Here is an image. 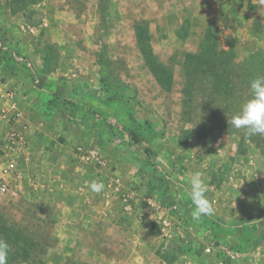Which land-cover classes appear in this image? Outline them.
Returning a JSON list of instances; mask_svg holds the SVG:
<instances>
[{"label":"rangeland","instance_id":"obj_1","mask_svg":"<svg viewBox=\"0 0 264 264\" xmlns=\"http://www.w3.org/2000/svg\"><path fill=\"white\" fill-rule=\"evenodd\" d=\"M16 1L19 9L31 5L18 14L42 46V70L55 72L66 90L54 99L74 106L95 125L93 131L111 134L123 150L101 151L106 167L81 169L83 161L75 155L67 160L59 147L53 159L47 148L30 154L27 143L18 173L4 176L3 146L11 128L5 131L0 181L8 189L0 191V239L10 245L8 264H109L117 251L132 252L133 241L118 238L126 237L121 219L128 215L107 175L119 177L123 189L181 207L184 197L191 201L186 189L196 171L209 186L217 230L229 244L241 245L238 260L264 264V136L228 124L250 97L249 82L264 75V0ZM137 25L146 29L148 51L139 44ZM146 52L172 73L170 89L158 81ZM189 54L200 58L190 62ZM218 62L213 69L206 66ZM218 75L225 81L218 82ZM71 148L75 153L76 145ZM140 174L144 193L132 183ZM93 180L105 187L96 194L101 207L87 218L79 188ZM188 210L186 223L194 222L204 237L207 216L193 220L192 201ZM161 238L168 250L147 256L150 264H176L178 257L190 256L192 246L200 247Z\"/></svg>","mask_w":264,"mask_h":264},{"label":"crops","instance_id":"obj_2","mask_svg":"<svg viewBox=\"0 0 264 264\" xmlns=\"http://www.w3.org/2000/svg\"><path fill=\"white\" fill-rule=\"evenodd\" d=\"M30 9L31 5L25 9H19L16 0H0V137L10 128L22 127V121L25 119L24 123H29L26 137L30 154L36 155L37 152L45 151L47 148L53 152L52 158L57 159L58 155L55 154L54 148L59 147L61 152L66 154L64 158L68 160V158L76 156V153H71V147L83 145V143L95 145L100 152H106L108 155L117 151L121 152L123 149H118L111 134L99 135L98 131L92 130L95 127V125L92 126V122L89 124L85 118H81L77 109L72 110L74 106L66 107L58 102L60 100L58 98L63 96L66 90L60 87L61 84L58 83L55 72L42 70L41 52L39 51V47L41 49L42 46L37 44L34 38L35 32L30 31V26H23L22 21L24 20L18 14L20 11L22 13V10L28 13ZM55 97L58 98L54 99ZM3 111L7 112L8 117L3 116ZM15 114L19 115L17 123L9 119ZM131 148H133V144ZM67 153H69V157ZM50 167V171H53L50 174L53 175L57 165L53 166L52 164ZM120 169L124 170L123 167ZM84 174H88V170ZM132 181L133 185L138 186L140 192L144 193L146 185L141 174L139 177H133ZM132 183L130 184L132 185ZM84 184L87 186L88 182L86 181ZM67 188L70 189L69 186ZM79 189L86 195L82 205L84 214L93 213L101 207L99 204L96 205L97 193L92 192L89 187L81 186ZM184 198L181 203V211L185 216H188V205L191 204V201ZM170 200L168 199L167 202ZM113 207L112 210L116 208ZM86 216L90 218L88 214ZM123 216L125 217L121 219V224L126 230L124 233L126 237L119 235L118 238L128 240L127 237H129L133 241L132 252L130 247L129 250L125 251L124 249L125 252L117 251L109 264H150L146 260L147 256L150 258L168 250L167 242L157 234L153 227L155 223L149 218L145 217L140 220L133 215L123 214ZM217 217L216 212L213 216H207V226L203 228L205 230L204 237L199 236V229L194 222V225L189 223L191 233L187 234V239L197 242L200 247L192 246L189 250L190 256L185 260L181 256L178 257L176 264H215L216 256L204 253L203 244L207 241L229 245L236 249L241 256V245L229 244L225 234L221 230H217L218 226L215 223ZM115 222L117 223L116 220ZM148 224L152 225L151 233L146 229ZM185 241L186 239L176 238L178 243L182 244ZM136 247H138V251H136ZM238 259L229 264H241Z\"/></svg>","mask_w":264,"mask_h":264},{"label":"built area","instance_id":"obj_3","mask_svg":"<svg viewBox=\"0 0 264 264\" xmlns=\"http://www.w3.org/2000/svg\"><path fill=\"white\" fill-rule=\"evenodd\" d=\"M33 32L34 28L29 27ZM3 116L8 117L7 112L3 111ZM10 120L17 122L19 115L12 116ZM27 125L23 124L22 127L12 128L5 137L4 140V158L2 172L3 175H10L12 173H18V159L26 147L27 138L25 132ZM76 157L83 161V167L81 169L90 168V164L93 166L106 167L108 162L101 152L96 148L87 147L85 145L76 146ZM111 181L108 187H111L113 194H117L122 202L123 212L127 215H133L137 219L143 220V218H149L155 223V229L158 235L161 237H169L176 240L177 237L187 239V234L191 233L190 225L186 223V216L181 211V207L176 202H169L167 205L157 201L156 199L141 195L138 190L123 189L120 183L119 177L113 174H108ZM7 181L5 179L0 181V191L5 192L8 189ZM203 250L206 254H213L216 256L215 264H229L236 261L240 253L230 247L229 245L217 243L215 241L203 244Z\"/></svg>","mask_w":264,"mask_h":264},{"label":"clouds","instance_id":"obj_4","mask_svg":"<svg viewBox=\"0 0 264 264\" xmlns=\"http://www.w3.org/2000/svg\"><path fill=\"white\" fill-rule=\"evenodd\" d=\"M249 87L250 97L241 105L239 112L228 121V124L230 123L237 130H247L249 135L264 136V75L254 77L249 82ZM88 186L94 193H101L105 187L102 181L96 180ZM186 191L193 204L191 213L193 220L199 221L203 217L215 215V207L206 195L209 186L200 171L190 176ZM9 252L8 242L0 239V264H8Z\"/></svg>","mask_w":264,"mask_h":264},{"label":"trees","instance_id":"obj_5","mask_svg":"<svg viewBox=\"0 0 264 264\" xmlns=\"http://www.w3.org/2000/svg\"><path fill=\"white\" fill-rule=\"evenodd\" d=\"M136 33H137V36H138V39H139V44L140 46H142L143 50L144 51H148L150 45L147 44V41L149 40V37L147 36V32H146V29L144 27V25H137L136 26ZM146 59H147V62L150 66V68L152 69V71L155 73L156 77L158 78V81L161 83V85L167 89H170L173 85V75L172 73L170 72V70L165 67L164 65H160L158 64V62L152 58L150 55V53L146 52ZM190 57V62H194L195 59H199L200 58V55L199 54H189L188 55ZM222 63V62H220ZM227 66L223 67V71H226L230 65L229 62H226ZM219 65V62L218 63H212V66L209 65V64H206V66L210 67V68H215V67H218ZM217 80L218 82H222V81H225L223 80V78L218 75L217 76Z\"/></svg>","mask_w":264,"mask_h":264}]
</instances>
